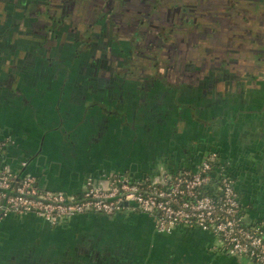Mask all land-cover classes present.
Returning <instances> with one entry per match:
<instances>
[{
  "label": "crops",
  "instance_id": "1",
  "mask_svg": "<svg viewBox=\"0 0 264 264\" xmlns=\"http://www.w3.org/2000/svg\"><path fill=\"white\" fill-rule=\"evenodd\" d=\"M7 49L13 54L12 47ZM14 55L0 62V139L5 142L0 164L19 169L26 161L25 171L36 176L41 187L72 194L85 190L91 176L108 185L116 173L137 178L188 164L186 159L170 155L171 165H161L155 151L150 152L148 146L129 139L124 132L130 131L127 124L116 127L96 121L93 108L78 95L46 92L50 83L55 84L46 77L42 79L46 93H40L32 80L34 76L28 75L35 71L37 62L25 65ZM20 55L23 53L19 52ZM263 93L256 96L259 109L251 116L256 119V124H252L254 130L264 136ZM59 100L66 104L60 109L56 105ZM62 115L65 123L56 124ZM261 151L264 152V137ZM150 167L151 170L146 171ZM239 174L246 176L239 169L232 173L237 183L241 178ZM255 176L259 179L257 185L250 186L246 181L237 185L241 188L245 219L264 227V171L256 172ZM45 221L33 212L9 213L0 219V238L6 235L4 242L9 241L10 247L18 248L16 253L26 259L34 257L35 253L47 259L50 253L59 251L101 253L100 256L107 259H114L119 253H145L154 264H256L246 256L227 252L213 231L188 226L171 233L155 231L154 215L141 210L76 214L58 224L49 222L54 228L47 231ZM61 224H65V228L62 229ZM59 233L62 241L51 238ZM40 235L44 236L43 240ZM27 251L35 253H25ZM5 254L0 253V264Z\"/></svg>",
  "mask_w": 264,
  "mask_h": 264
},
{
  "label": "flooded vegetation",
  "instance_id": "2",
  "mask_svg": "<svg viewBox=\"0 0 264 264\" xmlns=\"http://www.w3.org/2000/svg\"><path fill=\"white\" fill-rule=\"evenodd\" d=\"M40 1L44 0H0L4 7V10H0V62L11 58L13 54L25 65L37 62L35 71L28 72V75L34 76L32 80H35L40 93L56 91L61 96L65 93V96H80L93 108L96 121L116 127L127 124L130 131L124 132L129 139L136 144L148 146L150 152L155 151V158L160 156L158 160L162 161L160 163L163 166L171 165L173 159L170 155L175 159L184 158L190 163L210 149L222 150L223 155L221 151L219 153L230 174L238 169L246 174L244 178L239 174L241 178L238 183L236 179V185L245 181L250 186L257 185L259 179L255 174L264 171V156L260 155L264 153L261 151L264 136L254 130L252 124H256V119L251 114L254 115L259 109L255 99L260 92H264V74L260 78L250 70H246L243 75L240 72L232 73L224 64L211 67L206 73L202 65L196 66L188 62L184 69L186 71L183 70L184 77L192 74L187 71L192 68L201 66L205 71L200 74L201 78L194 77L193 83H187L182 77L184 83L178 86L167 75L151 72L136 74V79L129 78L128 74L134 73L128 71L130 67L125 68L127 61L124 63V60H127L129 52H133L132 45H137V39L131 38L132 42H127L126 45L116 40L108 45L109 48L102 47L105 51L102 56L107 63L110 62L108 49H114L115 54L123 57L119 59L123 75L115 72V66L109 67L110 74L107 75L102 70L108 69V66L103 68L99 64L100 58L95 57L97 45L99 46L100 41L103 42L102 35L92 29L94 32L90 36L85 33L86 39L81 38L80 34H75L76 37L68 36L65 33L67 22L62 19L64 8L60 12L55 8L46 17H41L37 11ZM10 2H14L19 8L13 9ZM182 9L185 7L182 6ZM176 10L179 11L180 7L177 6ZM143 21L145 18L139 23ZM108 22L111 24V21ZM91 24L90 27L94 28ZM76 45L78 46L75 47ZM81 45L84 46L81 48ZM122 46L126 52H120ZM9 47H12L13 54H9ZM19 52L23 55L18 56ZM154 65L156 64H152ZM45 77L47 81L55 82L48 85L46 92L42 87V79ZM153 97L155 100L159 98L158 109L150 107L153 106ZM56 105L60 109L66 104L59 100ZM61 123H65L63 115L56 124ZM45 222L48 223L45 231L50 227L54 228V225ZM60 227L65 228V224ZM154 229L157 231L155 227ZM5 236L2 234V239L0 238V253H6L2 264H154V260L148 257L150 255L145 253H119L116 258L107 259L100 256L101 253L59 251L50 253L43 263L35 260L38 258L35 252L27 251L25 253H35L34 257L23 258L16 253L18 248L10 247L9 241L4 242ZM40 239L43 240L44 236L40 235Z\"/></svg>",
  "mask_w": 264,
  "mask_h": 264
},
{
  "label": "rangeland",
  "instance_id": "3",
  "mask_svg": "<svg viewBox=\"0 0 264 264\" xmlns=\"http://www.w3.org/2000/svg\"><path fill=\"white\" fill-rule=\"evenodd\" d=\"M2 5L0 2L1 11L4 10ZM9 5L19 8L14 2ZM55 8L58 12L64 8L62 19L67 22L65 33L68 36L80 34L86 39L85 33L90 36L92 29L102 35L103 42L97 45L95 57L100 58L103 68L108 66L102 70L107 75L110 66H115V72L123 75L119 64L123 57L115 54L114 49H108L110 62L107 63L102 47L109 48L116 40L126 45L132 42L131 38L137 39V45H132L133 52L124 60V63L127 61L125 68L130 67L128 71L134 73L128 74L129 78L136 79V74L148 72L162 73L180 86L184 83L181 78L188 62L202 65L206 73L211 67L224 64L232 73L243 75L250 70L260 78L264 74V0H44L38 3L37 11L39 16L46 17ZM142 18L145 21L139 23ZM90 24L95 27L91 28ZM44 41L47 40L44 38ZM120 52L126 49L122 46ZM154 63L156 65L152 66ZM202 68L187 70L194 76L191 73L185 76L186 82L193 83L194 77L205 73ZM156 100L153 97L155 107L151 108L158 109L159 98ZM60 236L59 233L51 238L62 241ZM48 238L51 239L50 235ZM44 259L38 256L35 260L44 263Z\"/></svg>",
  "mask_w": 264,
  "mask_h": 264
},
{
  "label": "built area",
  "instance_id": "4",
  "mask_svg": "<svg viewBox=\"0 0 264 264\" xmlns=\"http://www.w3.org/2000/svg\"><path fill=\"white\" fill-rule=\"evenodd\" d=\"M5 142L0 139V152ZM21 168L0 164V219L9 213L33 212L58 224L76 214H113L124 209L154 215L158 232L180 227L213 231L227 252L264 264V227L245 219L236 178L222 156L210 149L178 167L140 177L116 173L108 185L87 179L79 194L41 187L36 176Z\"/></svg>",
  "mask_w": 264,
  "mask_h": 264
}]
</instances>
